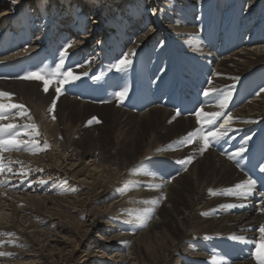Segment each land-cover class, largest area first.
<instances>
[{
	"label": "bare ground",
	"instance_id": "bare-ground-1",
	"mask_svg": "<svg viewBox=\"0 0 264 264\" xmlns=\"http://www.w3.org/2000/svg\"><path fill=\"white\" fill-rule=\"evenodd\" d=\"M44 1L16 0L13 4L12 0H0V27L8 24L17 27L26 21L30 23L35 13L39 20V12H44L45 9ZM73 1L82 3L81 0ZM166 1L169 3L164 5L165 10L151 22L150 30L146 33L138 32L141 29L137 26V19L131 25L127 16L122 18L121 27L124 30L119 28L133 39L129 46L126 44L123 56L135 51V55L130 57L131 66L119 72L118 81L122 88L115 91V94L127 88V95L123 100L114 95L110 101L100 98L88 102L71 97L64 90L65 86L73 83H80L81 87L91 86L90 80H87L89 76H93L99 67L109 70L115 64L108 56V51L115 49L114 47L102 43L93 44L95 39H105L110 29L115 42L118 41L117 38H121L112 34L118 23H112L113 27H110L108 25L111 23L106 22L105 28L100 27L105 23L101 20L106 19L101 13L92 15L91 20L95 21V25L88 28L87 32L83 29L75 31L82 23L77 27V22H74L72 29H67L66 37V33L54 34L56 29L52 30L53 34L46 35L47 39H54L62 47L67 40L72 43L78 32L76 43H72L74 48L68 50L70 57L75 52L90 55L88 51L93 54L94 50H101L100 55L95 53L92 59H83L80 62L82 66L73 68L81 79L64 85L58 99L55 84H50L49 92L44 93L42 81L0 78V90L15 93L14 102L25 105L39 126L41 136L36 139L42 143L40 148L43 149L44 141L50 145L36 154L23 150L3 153L4 162H11L12 172L5 171L1 174V180L7 178L9 182L0 186V234H22L18 229L19 225L25 222L30 213L48 209L44 207V203L50 199L55 203L58 200L65 207L63 209H76L82 203L85 204L86 197L82 199L81 196L56 197V200L54 196L39 197L40 193H36V196L19 192L25 185V191L30 189L32 185L28 186L31 182L28 179L40 184L41 175L55 170L68 182L88 189L87 195L102 192V202H99L101 207L95 210L93 220L85 225L87 234L90 229L103 231L100 224H103L104 218L121 219L125 216L124 219L131 222L130 225H124L117 220L120 225L112 228L113 236H110L113 243L104 246H115L128 256L135 257V261L126 258L125 263L214 264L213 257H216V264H220L221 260L224 264H256L252 253L256 247L255 242L259 241L258 228L264 225V213L260 211L264 207L261 203L264 196L258 186L264 182V175L259 182L256 181L252 193L246 197L211 195L209 189L222 192L251 178L247 176L246 170L255 148H258V153L264 158V93L255 95L264 88V0ZM68 7V4L65 5L61 11L66 13ZM86 23H89L88 20L83 22V26ZM29 27L32 28L31 24ZM40 29L42 30L41 27L38 28L33 35L35 40L43 36ZM217 33L221 35L218 36ZM207 36H210V40ZM127 39L130 38L126 37L125 41ZM54 41L49 40V43L54 44ZM152 55L155 56L151 60ZM12 59L18 61L17 56H10L0 59V64H9ZM69 63L70 59L66 61V66H72ZM148 69L157 77L155 86L158 98L162 97L166 89L162 84L174 71L183 79L196 81L202 91L209 87V80L212 81L211 87L222 92L231 89L232 99L226 114L230 112L235 119L228 137L219 143H213L201 155L198 150L199 142L189 146L176 144L181 137L198 127L195 115L177 116L169 105L152 107L141 113L133 111L127 104L134 82L139 80L144 89L152 86L149 83ZM129 70L135 71V77L128 74ZM85 72L87 75H83ZM237 76L240 77L239 80L234 79ZM53 99H56L55 109L49 113L48 108ZM202 108L206 112L218 110L215 100L211 98H206ZM52 115H55V120ZM222 120L223 118L217 123ZM16 122L24 124L30 121L25 116L18 118ZM245 137L251 139L245 143ZM241 145L247 151L237 158V166V162L230 161L227 156ZM55 148L60 150L59 153L55 154ZM157 149L161 151L158 152ZM186 156H192L193 162L184 171V166L176 161ZM86 158L87 163L84 162ZM16 161H21L22 164ZM141 163L144 169L155 175L145 174L144 170L129 171ZM21 167L29 172L28 178L23 182L21 176L14 175ZM172 176L175 179L166 183ZM125 185L128 188L122 191ZM33 187L31 188L34 189ZM56 192L61 194L59 188ZM164 196L167 199L162 200L155 208L151 219L146 221L147 226L140 227L136 218L145 216L144 210L152 207L145 202ZM116 198L119 199L115 200ZM105 200L112 203L106 205ZM227 204H235L237 207H221ZM134 207H138V211L133 213L129 208L136 210ZM233 235L244 239H230ZM205 236L210 239H205ZM99 241H104V238L100 236ZM51 249L52 255L55 254L54 249Z\"/></svg>",
	"mask_w": 264,
	"mask_h": 264
},
{
	"label": "rangeland",
	"instance_id": "rangeland-1",
	"mask_svg": "<svg viewBox=\"0 0 264 264\" xmlns=\"http://www.w3.org/2000/svg\"><path fill=\"white\" fill-rule=\"evenodd\" d=\"M81 2L82 3L76 1L74 2L73 0H45L44 6L46 10L44 9V12H42L44 16H41L39 20H36L37 24H40V26L44 28H48L49 26L55 24V20H57L56 22L62 23V21H66L67 23L72 19L71 16L74 13L77 18L79 17V20H88L89 23L87 26L91 27L95 25L93 24L95 21H93V19L91 20L92 15L101 13L102 16L105 15L106 19L101 20V22L104 20L105 23H102L100 27H106V22H110L111 24L108 26L113 27L112 23H119V21H122L124 15L128 17L127 21H130V19L131 21H135L134 13H139L141 20L138 21L137 26H139L140 23L143 24L145 21L147 22V25H149L151 22L155 21L158 14L160 15L163 13L166 8L164 5L169 3V1L166 0H81ZM67 4L69 5V11L65 10L67 12L64 13L61 10ZM143 8L144 10L141 11ZM158 9H160L159 12ZM262 9L264 12V3ZM57 16L58 18H56ZM42 23L43 25H41ZM79 25L80 23L77 24V27ZM144 26L145 25H143L142 28ZM150 26L148 30L144 31V33L150 30ZM41 145L42 143H40V147ZM54 146L56 148L58 147V145ZM56 148L54 149L55 154L59 153L60 151ZM84 162H88L87 158L84 159ZM81 165L83 167L82 163ZM45 174L41 175L42 178L39 179V181L45 180L47 181L48 185L46 183V186L45 184L41 185L34 180L32 181L31 179H28L31 181L28 186L32 185L31 187H33L34 185L35 187L33 188L36 191H32L34 189L31 187L28 189V191H25V185V187H21L19 192L23 193L24 195L30 193L32 195H36V193H40L39 197L54 196L56 200L58 199L56 197H69L70 195V197L81 196L82 199L86 197V199H84L85 204L83 205L82 203L81 206L76 209L66 208V210L63 209L64 206H61V204L58 203V200L57 203H55L54 200V202H52L51 199L46 201V203H44V207L48 209L30 213L28 215L29 217L24 220L26 223L22 222V224L19 225L18 229L22 234L14 233L15 235L13 236L0 234V252L12 253L11 256H0V264H129L125 263L126 258H129L128 260H134L135 257L133 255L128 256L126 252L118 250V248L115 246H113V248L109 247L113 243L112 240H110V236L114 231L112 228L118 227L120 224H131V222L127 221V219H124L125 216L121 219L116 217H110L111 219L109 217L104 218V220L102 219L103 224H100V226L104 228L103 231L99 229H90L88 234L86 232L85 225H87L89 221L93 220L95 210L101 207L99 204V202H102L100 199L103 197L101 191H99L96 195H87L89 192L88 189H82L79 187V185L68 182V180H66L61 173H56V171L53 170L50 172V174L48 172ZM14 178L15 177H11V179ZM33 182L35 183L33 184ZM58 188L60 189L61 194L56 192ZM72 189H75V191ZM29 190L31 192H29ZM63 191L67 194H65ZM14 192L17 191L15 190ZM117 199L119 198H116L115 200ZM105 202L107 203L106 205H110L112 203L107 202L106 200ZM137 208L138 207L135 208L136 210L129 208V210L134 213L138 211ZM153 217L155 218V216ZM117 220H120V222ZM8 225L10 226V224ZM48 233L51 234L49 235ZM35 235H38V237H35ZM100 236L104 238V241H99ZM55 239H57L58 242H55L57 241ZM106 244L109 245L107 248L104 247ZM51 247L54 248L51 249ZM50 249L52 251L54 249L55 254L52 255Z\"/></svg>",
	"mask_w": 264,
	"mask_h": 264
},
{
	"label": "snow or ice",
	"instance_id": "snow-or-ice-1",
	"mask_svg": "<svg viewBox=\"0 0 264 264\" xmlns=\"http://www.w3.org/2000/svg\"><path fill=\"white\" fill-rule=\"evenodd\" d=\"M12 3L15 4L16 0H12ZM73 47L71 42L65 43L60 52L58 62L55 63L54 67H38L33 71L27 72L23 76L16 77L17 79H22L26 81L36 80L42 81L43 83V91L44 93L49 92L50 84H55V93L56 99L62 94V89L64 85L75 82L81 79L79 74H75L72 66H66V61H68L70 57L69 49ZM135 55V51L125 54L122 58L118 59L112 67L117 72L125 71L132 64L131 56ZM82 65H77L80 67ZM83 75H87V72L83 73ZM219 75V74H217ZM93 79L99 80L101 77L94 76ZM234 79L239 80L240 77H234ZM209 87L205 88L202 91V95L206 98H211L215 100L216 108L218 110L206 112L204 109L198 108L193 115L196 117V122L198 127L194 130L189 131L185 136L181 137L176 144L182 146L193 145L196 142H199V152L201 155L207 151L213 143H219L221 140H224L228 137L229 132L232 131L231 125L235 119L230 112L226 114V110L229 107V104L232 99V90L229 89L227 92H222L219 89L211 87L212 81H208ZM127 88L123 89L120 92H117L115 95L118 99L123 100L127 95ZM264 93V88H261L258 92L255 93L256 96H260ZM15 93L0 90V174H3L5 171L11 173L12 168L10 166L11 162L5 163L3 153L11 152V151H29L33 154H36L38 151L45 150L50 147L47 141H44L43 149L40 148V142L37 137L41 136L39 131V126L34 122L33 117L29 114V110L25 105L14 102ZM56 99H53L51 102V106L48 108V112L52 113L55 109ZM176 115H180L179 111ZM27 116L29 123L20 124L17 123L16 120L18 118L22 119ZM221 123H217L221 121ZM52 119L55 120V115H52ZM175 119V117H173ZM6 121V122H5ZM171 122V121H169ZM23 137H27V139H23ZM251 137H245V143L247 140H250ZM157 151H161V149H157ZM247 151L244 145H241L235 152L228 154L227 158L230 161H236L237 166H239L238 157H242L244 153ZM146 159H151V157H146ZM193 162L192 156H186L184 159L177 160L176 163L184 166V171H187V165H190ZM16 163L22 164L21 161H16ZM144 170L145 174L155 175L153 172H149L144 169L143 163H141L138 167H134L130 169V172H138ZM42 171V170H41ZM260 171L264 172V166L260 167ZM179 173H177L178 175ZM14 175H19L23 180L27 179L29 176V172L24 170L23 167ZM175 179L174 176L169 177L166 183H171ZM9 181L7 178L4 180H0V186H4ZM39 183L41 185L47 183L45 180H40ZM256 181L249 178L243 180L242 182L236 184L234 187L226 189L222 192H216L212 189H209V193L211 195H232V196H248L252 193L255 187ZM163 185H150V187H162ZM128 188L125 185L122 191H126ZM75 191V189H72ZM167 199L166 196L153 200L146 201L145 203H149L152 207L144 210L146 213L143 217H137V223L140 227H146V221L151 219V214L155 212V208L162 203V200ZM264 204V200L261 201ZM243 207L244 205H239ZM221 207L225 209H231L237 207L235 204H227L221 205ZM260 211L264 213V207L260 208ZM260 233L259 241L255 242L256 247L252 253L253 258L256 261V264H264V225H260L258 228ZM8 236L15 235L14 233H6ZM205 239H210V237L205 236ZM230 239L233 240H242L243 237L231 236ZM12 253L0 252V256H11ZM216 257H213V262L216 264ZM220 264H224L221 260Z\"/></svg>",
	"mask_w": 264,
	"mask_h": 264
}]
</instances>
